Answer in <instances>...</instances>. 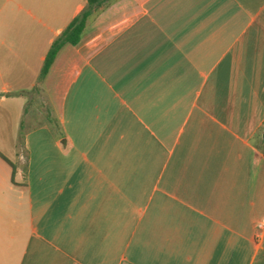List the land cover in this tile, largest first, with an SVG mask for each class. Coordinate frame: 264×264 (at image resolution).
<instances>
[{"label": "crops", "instance_id": "crops-1", "mask_svg": "<svg viewBox=\"0 0 264 264\" xmlns=\"http://www.w3.org/2000/svg\"><path fill=\"white\" fill-rule=\"evenodd\" d=\"M85 4L0 0V264H264V0H117L39 82Z\"/></svg>", "mask_w": 264, "mask_h": 264}, {"label": "trees", "instance_id": "trees-1", "mask_svg": "<svg viewBox=\"0 0 264 264\" xmlns=\"http://www.w3.org/2000/svg\"><path fill=\"white\" fill-rule=\"evenodd\" d=\"M116 1L117 0H86L83 11L71 21L62 34L56 38L51 45L41 69L39 82L46 78L62 48L67 45H77L81 41L89 25L102 11Z\"/></svg>", "mask_w": 264, "mask_h": 264}, {"label": "built area", "instance_id": "built-area-1", "mask_svg": "<svg viewBox=\"0 0 264 264\" xmlns=\"http://www.w3.org/2000/svg\"><path fill=\"white\" fill-rule=\"evenodd\" d=\"M259 228H264V219L260 222Z\"/></svg>", "mask_w": 264, "mask_h": 264}, {"label": "rangeland", "instance_id": "rangeland-1", "mask_svg": "<svg viewBox=\"0 0 264 264\" xmlns=\"http://www.w3.org/2000/svg\"><path fill=\"white\" fill-rule=\"evenodd\" d=\"M52 121H53V120H52ZM52 121H51V122H52Z\"/></svg>", "mask_w": 264, "mask_h": 264}]
</instances>
